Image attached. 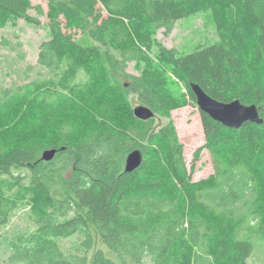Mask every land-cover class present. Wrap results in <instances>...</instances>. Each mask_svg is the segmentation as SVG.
Instances as JSON below:
<instances>
[{"label":"trees","instance_id":"16d2710c","mask_svg":"<svg viewBox=\"0 0 264 264\" xmlns=\"http://www.w3.org/2000/svg\"><path fill=\"white\" fill-rule=\"evenodd\" d=\"M45 1V75L0 90V118L27 105L0 129L1 264H248L264 243V0ZM31 8L0 0V28L38 24ZM203 10L217 41L178 54L156 38ZM191 83L263 119L228 128L200 111L213 172L197 181L171 118L196 103ZM130 95L154 116L135 117ZM20 210L27 224L9 235Z\"/></svg>","mask_w":264,"mask_h":264},{"label":"rangeland","instance_id":"374dc122","mask_svg":"<svg viewBox=\"0 0 264 264\" xmlns=\"http://www.w3.org/2000/svg\"><path fill=\"white\" fill-rule=\"evenodd\" d=\"M30 2L32 8L29 10V14L39 20L38 24L19 18L14 24H7L0 28V90L45 75V71L37 64V53L39 43L49 36L46 25V1L30 0ZM35 5H40L42 12H37ZM156 38L166 47L175 49L178 54H186L200 45L217 41L218 35L210 11L203 10L177 20L169 34H165L163 29H159ZM127 70L136 73L133 63L129 64ZM180 92H185L182 85H180ZM129 98L133 108L139 104L134 95H130ZM26 108L27 105L22 103L16 106L8 116L0 118V129L13 123L15 119L23 121V113ZM171 118L174 121L178 138L183 144L184 159L188 170L192 173L193 181L207 177L213 172V166L208 150L203 147L204 133L200 110L196 103L190 102L183 107L174 109L171 112ZM166 121V118L156 116L158 126ZM26 213L27 211L20 210L13 217L7 230L9 235L11 230L15 231L25 227L27 224ZM4 234L6 235L3 231L0 232V259L6 258L8 254ZM63 243L69 244L68 241H63ZM247 262L248 264H264L263 242L256 243Z\"/></svg>","mask_w":264,"mask_h":264},{"label":"water","instance_id":"95a60500","mask_svg":"<svg viewBox=\"0 0 264 264\" xmlns=\"http://www.w3.org/2000/svg\"><path fill=\"white\" fill-rule=\"evenodd\" d=\"M190 86L199 110L228 128H239L245 122L260 124L263 121L259 114V108L255 104L246 105L239 99L229 102L218 101L210 97L198 84L191 83ZM133 113L139 119H148L154 116L152 109L144 104L136 105L133 108ZM55 152L56 149L47 148L42 151L41 159L49 161ZM141 162L142 152L137 148L131 150L125 157L124 171H133Z\"/></svg>","mask_w":264,"mask_h":264}]
</instances>
